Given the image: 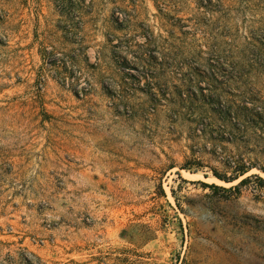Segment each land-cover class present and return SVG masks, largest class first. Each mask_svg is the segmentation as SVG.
I'll return each mask as SVG.
<instances>
[{
  "label": "rangeland",
  "instance_id": "rangeland-1",
  "mask_svg": "<svg viewBox=\"0 0 264 264\" xmlns=\"http://www.w3.org/2000/svg\"><path fill=\"white\" fill-rule=\"evenodd\" d=\"M0 264H264V0H0Z\"/></svg>",
  "mask_w": 264,
  "mask_h": 264
},
{
  "label": "trees",
  "instance_id": "trees-1",
  "mask_svg": "<svg viewBox=\"0 0 264 264\" xmlns=\"http://www.w3.org/2000/svg\"><path fill=\"white\" fill-rule=\"evenodd\" d=\"M246 172V170H244V171H242L241 172V174H244ZM237 177H234V178H230V179H225L226 181H232V180H234V179H236ZM246 179L244 178V179H242L241 181H240V183H243L244 181H245ZM205 184V186H207V187H212V188H215V189H218V190H231V187L230 188H228V189H226L225 187H221V186H219V185H215V184H207V183H204Z\"/></svg>",
  "mask_w": 264,
  "mask_h": 264
}]
</instances>
